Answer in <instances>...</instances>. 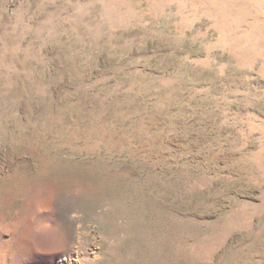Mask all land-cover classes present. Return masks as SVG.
I'll return each instance as SVG.
<instances>
[{
	"label": "rangeland",
	"instance_id": "rangeland-1",
	"mask_svg": "<svg viewBox=\"0 0 264 264\" xmlns=\"http://www.w3.org/2000/svg\"><path fill=\"white\" fill-rule=\"evenodd\" d=\"M0 177V264H264V0H0Z\"/></svg>",
	"mask_w": 264,
	"mask_h": 264
},
{
	"label": "clouds",
	"instance_id": "clouds-1",
	"mask_svg": "<svg viewBox=\"0 0 264 264\" xmlns=\"http://www.w3.org/2000/svg\"><path fill=\"white\" fill-rule=\"evenodd\" d=\"M0 191H2V195H0V225L20 226L22 223L20 208L26 199V190L12 178L0 177ZM39 227L48 230L44 225H39ZM24 235L28 241H31V228H28Z\"/></svg>",
	"mask_w": 264,
	"mask_h": 264
}]
</instances>
